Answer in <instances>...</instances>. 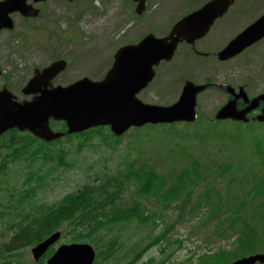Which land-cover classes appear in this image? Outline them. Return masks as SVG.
I'll return each instance as SVG.
<instances>
[{
    "label": "trees",
    "instance_id": "trees-1",
    "mask_svg": "<svg viewBox=\"0 0 264 264\" xmlns=\"http://www.w3.org/2000/svg\"><path fill=\"white\" fill-rule=\"evenodd\" d=\"M54 125L57 129L65 128L58 122ZM135 130L130 138L136 140L118 162L117 169L109 172L94 170L93 182L54 200L44 199L38 189L53 185L60 169L72 168L77 163L74 157L67 161L72 151L68 145L54 142L58 149L53 153L59 162L26 168L25 184L21 187L25 189L11 187L6 204L0 202V218L5 211L10 220L20 219V222H6L12 236L8 242H0V264H12L13 257H16V264H44L43 261H24L15 252L59 229L68 231L73 240L91 242L102 261L113 260L126 242L121 229L135 220L143 223L153 220L157 224L155 216L158 212L154 211L152 216L146 214L141 202L149 196L165 207L174 203L180 210L181 219L184 213L194 215L209 209L210 216L221 218V223L228 220L231 227L240 232L235 248L212 255L202 253L200 264H226L261 250L264 230L253 222H264V123H234L199 117L185 128L169 124ZM70 138L74 140L69 141L74 156L86 147L99 149L100 143L113 147L112 144L121 139L103 127L69 135ZM150 140L160 144H151L150 149L142 146ZM51 145L40 142L28 132H10L0 146V158L1 149L6 148L9 161L24 159L22 164H27L29 158L33 161L40 156L48 158ZM197 146L203 149L200 154L191 149ZM153 154L155 159L151 161ZM5 166L6 162L0 160L1 173ZM93 168L90 164L88 171ZM218 177L225 178L227 183L222 184ZM129 187H134L132 202L121 204V195ZM250 197H260V204L246 207L245 200ZM136 244L137 240L131 244V251H139L140 243Z\"/></svg>",
    "mask_w": 264,
    "mask_h": 264
},
{
    "label": "rangeland",
    "instance_id": "rangeland-1",
    "mask_svg": "<svg viewBox=\"0 0 264 264\" xmlns=\"http://www.w3.org/2000/svg\"><path fill=\"white\" fill-rule=\"evenodd\" d=\"M87 1L47 0L38 4L42 13L36 18L27 20L18 13L13 15L15 29L0 32V65L10 74L11 85L15 90L25 85L35 68H43L59 57L67 59L68 67L56 79L57 84L67 85L84 76L99 79L110 68L117 48L137 42L148 32L164 35L167 27L181 14L190 12L207 0H149L148 11L144 15L135 12L133 0ZM263 12L264 0H238L229 13L218 20L211 34L197 43L198 50L209 55H192L190 49L183 47L173 62L159 68L156 80L139 97L148 103L170 104L179 97L186 78L195 82L211 78L215 82L235 87L243 85L250 96L264 91V39L224 63H219L216 56L210 55ZM16 32L19 33L18 38ZM173 76H177L176 79L173 80ZM18 95L22 97L21 92ZM227 99L228 95L221 90L211 89L202 93L199 96L200 113L204 116L214 115ZM67 142L65 137L60 144ZM198 150L196 148L195 152ZM74 155L71 153L69 157ZM76 157L78 169L60 172V181L40 192L44 199L51 201L67 191L80 188L87 180L86 172L91 163H96L98 169L104 165L113 169L119 160V155L106 146L101 149L85 148ZM16 169L12 167L9 177L12 184L6 182L7 186H20L21 179L15 174ZM2 193L1 201H4L8 194L5 190ZM129 197L130 190H126L124 198L128 201ZM260 202V197H250L245 204L250 207ZM142 203L151 211L155 210L154 200L142 199ZM159 207L164 218L158 220L160 223L156 230H153L152 222H134V225L124 230L126 242L121 254L108 264H126L130 259L122 255L131 252L132 242L137 240L139 244L151 235L154 239L175 220L177 222L167 234L169 239H174L166 243L169 248L162 247L165 238H160L155 242L158 245L148 248L134 264H162L161 261L166 257L164 264H200L199 255L202 253L210 251L209 254H215L219 250L230 251L235 248L239 232L230 228L224 230L221 218H210L199 213L194 218L184 215L180 219V210L174 203L167 208ZM2 213L6 214L5 211ZM4 222L9 220L1 217L0 242H7L12 236ZM255 223L264 230V222ZM176 239L182 242L178 245ZM71 241L72 235H64L62 242ZM31 247L17 249L15 255H20L24 261L32 260ZM12 264H16V257L12 258Z\"/></svg>",
    "mask_w": 264,
    "mask_h": 264
},
{
    "label": "water",
    "instance_id": "water-1",
    "mask_svg": "<svg viewBox=\"0 0 264 264\" xmlns=\"http://www.w3.org/2000/svg\"><path fill=\"white\" fill-rule=\"evenodd\" d=\"M40 1V0H35ZM138 2L137 12L145 9L146 0ZM235 0H210L200 9L186 15L177 22L172 31L163 38L147 35L136 45L121 47L115 55L112 68L105 78L93 81L88 77L63 87H51V80L65 68L66 62L57 61L35 76L25 87L26 94H35L30 101L19 102L6 88L0 91V134L10 128L29 130L45 139H57L65 132L54 131L49 125L50 118L64 120L67 133L85 130L99 125H110L112 131L121 135L131 126L146 123L193 121L196 117L197 94L209 84L195 85L187 81L180 99L170 106L146 104L136 96L154 77V66L162 59L170 60L179 42L194 43L207 34L215 20L222 17ZM27 0L0 1V29L13 27L9 14L21 11L24 15L36 16L38 10L27 5ZM264 37V15L249 25L219 52V59L227 60ZM234 95L217 113V119L249 121L248 114L264 101V93L249 99L244 88L239 93L226 85H220ZM242 97L248 104L239 109L238 99ZM264 121V107L256 118ZM60 237L56 232L32 249L35 259H39ZM95 257L93 247L87 243L62 245L48 260L47 264H92ZM264 263V252L243 257L231 264Z\"/></svg>",
    "mask_w": 264,
    "mask_h": 264
}]
</instances>
